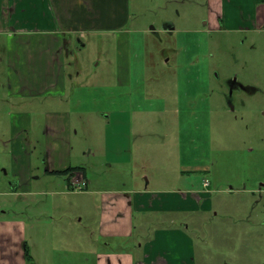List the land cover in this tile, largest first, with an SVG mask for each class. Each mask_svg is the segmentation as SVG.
<instances>
[{"label": "rangeland", "instance_id": "obj_1", "mask_svg": "<svg viewBox=\"0 0 264 264\" xmlns=\"http://www.w3.org/2000/svg\"><path fill=\"white\" fill-rule=\"evenodd\" d=\"M129 12L119 31L80 35L56 100L7 96L0 51V215L23 217L36 260L52 248L60 260L78 254L101 191L187 194L196 210L171 213L168 228L196 241L198 264H264V33L208 28L206 0H129ZM9 40L0 35V45ZM126 55L129 83L119 85ZM228 77L252 91L227 100ZM46 111L70 114V151L58 152V162L84 168L86 188L79 173L46 171ZM24 150L30 185L13 192ZM73 178L80 182L72 186ZM155 213H134L136 235L145 236Z\"/></svg>", "mask_w": 264, "mask_h": 264}, {"label": "crops", "instance_id": "obj_2", "mask_svg": "<svg viewBox=\"0 0 264 264\" xmlns=\"http://www.w3.org/2000/svg\"><path fill=\"white\" fill-rule=\"evenodd\" d=\"M206 5L204 24L210 29L254 35L264 33V0H206ZM129 18V0H0V35L10 36L7 47L5 43L0 45V51L7 55L9 64L3 83L7 96L56 100L57 92L65 93L67 89V80L71 75L66 72L65 66L72 63L68 58L74 55L81 41L80 35L99 30L119 31L128 24ZM125 59L121 60V77L117 76L119 85L129 83L128 56ZM3 100L7 99L3 97ZM29 116L25 112L19 114L20 129L24 132L29 128ZM70 118L66 111L44 113L47 172L60 173L72 166L68 157H65L64 163L58 162L57 154L60 152L62 155L64 150L69 155ZM21 130L14 134L16 147V144L22 143L19 137H23L24 133ZM26 151L19 152L15 162L14 173L19 178L18 185H11L13 192L19 190L18 186H23L24 182H29V154ZM76 173L80 174L79 180L85 182L86 188L89 179L84 168L75 170L74 175ZM79 180L74 181L73 178L69 181L74 186ZM27 184L29 186L30 182ZM132 191H101L95 221L83 226L81 238L78 244L75 243L78 254L64 256L60 260L53 255V248L49 250L50 256L36 260L26 239L23 217L5 218L4 214L0 215V264H28L25 243L33 264H198L196 241L180 229L168 228L175 221L171 213L187 208L196 210L195 203L187 194ZM148 208L156 212L155 218L145 229V236L136 235L138 225L135 224L134 213ZM139 223L143 224L142 219ZM121 237L130 238V245L121 247L117 242ZM136 237L148 239L134 241Z\"/></svg>", "mask_w": 264, "mask_h": 264}, {"label": "flooded vegetation", "instance_id": "obj_3", "mask_svg": "<svg viewBox=\"0 0 264 264\" xmlns=\"http://www.w3.org/2000/svg\"><path fill=\"white\" fill-rule=\"evenodd\" d=\"M165 25H166L165 30L170 32L171 29H167V27L170 26L171 24L167 23ZM227 85H228V93L226 94V99L229 101L235 99L234 94L236 92H250V91H252V88L250 86L244 85V83L237 81L236 78H234V77H228Z\"/></svg>", "mask_w": 264, "mask_h": 264}, {"label": "trees", "instance_id": "obj_4", "mask_svg": "<svg viewBox=\"0 0 264 264\" xmlns=\"http://www.w3.org/2000/svg\"><path fill=\"white\" fill-rule=\"evenodd\" d=\"M78 169H81V167L80 166H70V167L66 168L65 170L60 171V173H64L65 175L70 177V175H72V173ZM117 242L122 247L123 245H126L129 242L131 243V240H130V238L121 237L117 240ZM25 257H26V261L28 264H33L32 256H31V253H30L29 248H28L26 243H25Z\"/></svg>", "mask_w": 264, "mask_h": 264}, {"label": "built area", "instance_id": "obj_5", "mask_svg": "<svg viewBox=\"0 0 264 264\" xmlns=\"http://www.w3.org/2000/svg\"><path fill=\"white\" fill-rule=\"evenodd\" d=\"M203 183H204V185H208V180H207V179H205V180L203 181ZM80 185H83V186H85V182H84V181H82ZM78 186H79V185H78Z\"/></svg>", "mask_w": 264, "mask_h": 264}, {"label": "water", "instance_id": "obj_6", "mask_svg": "<svg viewBox=\"0 0 264 264\" xmlns=\"http://www.w3.org/2000/svg\"><path fill=\"white\" fill-rule=\"evenodd\" d=\"M172 28H173L172 25H170V26L167 27V29H172Z\"/></svg>", "mask_w": 264, "mask_h": 264}]
</instances>
